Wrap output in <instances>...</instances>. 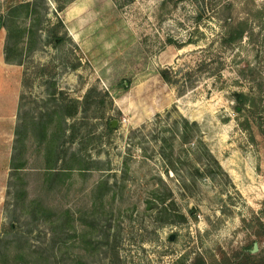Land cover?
Segmentation results:
<instances>
[{
	"label": "rangeland",
	"instance_id": "374dc122",
	"mask_svg": "<svg viewBox=\"0 0 264 264\" xmlns=\"http://www.w3.org/2000/svg\"><path fill=\"white\" fill-rule=\"evenodd\" d=\"M24 1L0 0V264L264 257V133L234 96L264 121V0H34L17 39ZM226 21L253 34L223 45Z\"/></svg>",
	"mask_w": 264,
	"mask_h": 264
},
{
	"label": "trees",
	"instance_id": "16d2710c",
	"mask_svg": "<svg viewBox=\"0 0 264 264\" xmlns=\"http://www.w3.org/2000/svg\"><path fill=\"white\" fill-rule=\"evenodd\" d=\"M37 1V0H36ZM36 1L34 0H28L21 2L20 4L14 6L11 8V12H9L7 15H5L3 19V26H5L9 32V35L11 37H15L18 39V37L22 36V32H25V30L18 27V33L13 30V15L17 10H22L24 13L26 12V17L33 16L37 14V25H40L41 23V13L39 10L35 8L37 7ZM230 19V18H229ZM40 21V22H39ZM61 21V20H60ZM24 34V33H23ZM31 34L34 35V31L31 30ZM248 34H253V28L248 24L247 21H240L235 23L234 21L227 22L223 25V31L220 36L221 38V43L223 45H232L235 43H240L244 36ZM29 41H32L30 37H28ZM62 40V38H60ZM18 42H15L16 44L13 45L11 48L10 45L8 44L7 46V61L9 62H15V59L18 60L16 63H22V58L21 56L23 55V49L22 48L19 52V46ZM11 51L14 52L15 56L12 58L11 57ZM174 73L175 70L172 67H166V68H161L158 71V74L160 75L161 79L165 82H173L174 80ZM235 100L237 102L236 104V111L238 113H244L246 115V126L245 128L248 130H252V122L255 123L259 127V129L264 133V121L263 120H258L257 118H253V121H251L248 116L252 115L253 109L255 107V98L252 95L251 92H244V91H235L234 92ZM74 115V114H73ZM197 126V123H195ZM42 127L46 132H48V126L47 124H42ZM46 128V129H45ZM108 129H112L110 125H108ZM187 130V129H186ZM17 133L18 129H17ZM20 141V139H19ZM52 154V151L50 152ZM64 156L59 155L58 159H62ZM57 159V160H58ZM37 200H33V208L34 210L37 209ZM175 264H264V257L261 258H256V255L253 254L252 252L247 251V249H243L241 252H237L236 255H234L230 259H223V260H216L215 262H210L205 255L204 252H198L196 255L191 259L188 260L187 257H182L179 258Z\"/></svg>",
	"mask_w": 264,
	"mask_h": 264
},
{
	"label": "water",
	"instance_id": "95a60500",
	"mask_svg": "<svg viewBox=\"0 0 264 264\" xmlns=\"http://www.w3.org/2000/svg\"><path fill=\"white\" fill-rule=\"evenodd\" d=\"M174 236L173 235H171V239L173 238ZM255 247H257V244L255 245Z\"/></svg>",
	"mask_w": 264,
	"mask_h": 264
}]
</instances>
